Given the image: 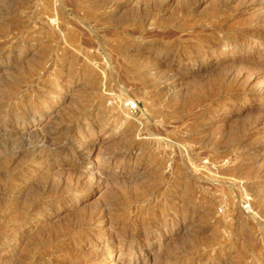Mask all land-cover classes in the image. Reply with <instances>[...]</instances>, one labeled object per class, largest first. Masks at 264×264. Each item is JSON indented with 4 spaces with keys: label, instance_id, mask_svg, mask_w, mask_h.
Listing matches in <instances>:
<instances>
[{
    "label": "rangeland",
    "instance_id": "rangeland-1",
    "mask_svg": "<svg viewBox=\"0 0 264 264\" xmlns=\"http://www.w3.org/2000/svg\"><path fill=\"white\" fill-rule=\"evenodd\" d=\"M157 1L0 0V264H264V0Z\"/></svg>",
    "mask_w": 264,
    "mask_h": 264
},
{
    "label": "bare ground",
    "instance_id": "bare-ground-1",
    "mask_svg": "<svg viewBox=\"0 0 264 264\" xmlns=\"http://www.w3.org/2000/svg\"><path fill=\"white\" fill-rule=\"evenodd\" d=\"M125 1V0H124ZM161 1V0H160ZM160 1H157L158 3L160 2ZM127 3V2H126ZM157 3V5H160V4H158ZM163 3V2H162ZM162 3H161V5H162ZM125 5V4H124ZM157 7V6H156ZM160 7V6H159ZM145 8H146V6H145ZM143 10H144V8H143ZM142 10V11H143ZM139 11V10H138ZM142 13V12H141ZM143 13H145V12H143ZM142 13V16L143 15H145V14H143ZM135 14V13H134ZM138 15H139V13H137ZM136 16V15H135ZM141 16V17H142ZM146 16V15H145ZM132 17H134V16H132ZM138 18H140V17H138ZM140 20V19H139ZM141 21V20H140ZM146 21V20H145ZM14 38V37H13ZM30 41H32V40H30ZM24 43H26V42H24ZM33 44V43H32ZM25 47V46H24ZM205 70V69H204ZM37 79V78H36ZM17 83H18V81H17ZM21 83V82H20ZM9 84H10V86H11V91L13 92V91H15V88L18 86V85H16L15 86V84L14 83H10L9 82ZM12 84V85H11ZM14 84V85H13ZM19 84V83H18ZM36 84V83H35ZM7 85V84H6ZM8 88H9V86H8ZM17 89V88H16ZM47 90V89H46ZM17 92V91H16ZM8 93V92H7ZM42 93V92H41ZM44 93V92H43ZM42 93V94H43ZM40 94V93H39ZM42 97H40V99H41ZM35 104V103H34ZM33 107H35L34 105H32ZM37 106V105H36ZM53 106V105H52ZM30 107V106H29ZM36 108V107H35ZM81 108V107H80ZM79 108V109H80ZM82 109V108H81ZM80 109V110H81ZM13 110V109H12ZM51 107H49V108H45L43 111H44V113H48V112H51ZM20 111V110H19ZM22 113H20V114H15L13 117H12V119H11V121L9 122V126L14 130V132H16V130H18L19 128H21L22 126H25V124H27V122L31 119V117H35V115L38 113V112H40L39 110H37V109H33V108H30V109H28V110H24V111H21ZM79 111H77V113H78ZM81 112V111H80ZM41 113V112H40ZM82 113V112H81ZM78 114H80V113H78ZM77 114L75 113V116H73V118H72V121H73V119H78V118H74V117H77L76 116ZM79 116V115H78ZM71 120V119H70ZM78 121V120H77ZM33 122V121H32ZM264 122V121H263ZM30 123H31V121H30ZM70 123V122H69ZM74 123V122H73ZM62 125V124H61ZM8 126V127H9ZM27 127V126H26ZM59 127H60V125L58 124L57 125V128L56 129H49V130H44V131H42V132H39V133H36V134H33L32 136H28L27 138H25V139H23L22 141H20V143H18L15 147H13L12 148V146H9L7 149H6V151L8 152V153H11L12 155L14 154H21V153H23V152H27L28 151V153H29V156H30V160H31V162H32V164H34V163H38V158H41V157H36L35 155V152L36 151H38V150H43L44 148H46V147H50V148H48V149H52L53 147V144L54 143H57L56 144V146L54 147V149H52L53 151V153H55V155H57V156H60V155H67V154H79V153H81L82 152V150L79 148V147H73V145H71V142L70 141H65V142H63V143H61L62 141H60V140H56L57 142H54L53 143V136H54V134L55 133H57L58 131H59ZM35 128V127H34ZM71 128V127H70ZM69 129V128H68ZM38 130V129H37ZM62 130V129H61ZM60 130V131H61ZM67 130V129H66ZM69 130H71V129H69ZM3 131H6V130H4V129H2V130H0V138H2V137H6L7 136V133H5V132H3ZM13 132V133H14ZM29 132V131H28ZM35 132V131H34ZM62 132V131H61ZM141 132V131H140ZM148 132V131H147ZM31 134V133H30ZM61 134V133H60ZM57 135V134H56ZM59 136V135H58ZM65 137V136H64ZM57 138H60V136L59 137H57ZM54 139H56V138H54ZM63 139V138H62ZM67 140V139H66ZM45 150V149H44ZM27 153V154H28ZM25 156V155H24ZM143 156V155H142ZM4 157L5 156H3V158L1 159L0 158V163L1 164H4L5 163V160H4ZM27 157V156H26ZM6 158V157H5ZM114 155L112 156V157H110V159L109 160H107L108 162H111L112 160H114ZM40 161V160H39ZM107 162V163H108ZM62 164H64V165H69V166H72V167H75V168H77V167H80L81 165H77V164H73L72 162H70V161H64V162H61ZM26 164V163H25ZM30 164V163H29ZM61 169V168H60ZM70 169V168H69ZM21 171V170H20ZM102 173V172H101ZM3 174V173H2ZM7 174V173H6ZM121 174H122V172H121ZM104 175H106V176H109V175H111V174H109V172L108 171H106V170H104ZM10 178L12 179V181H9L10 182V184H12L13 185V183L16 181V179H18L17 178V176H16V173L15 174H11L10 175ZM19 178H21V177H19ZM101 178H103L104 179V177H102L101 176ZM111 178V177H110ZM23 179V178H22ZM61 180V179H60ZM59 180V181H60ZM106 180V179H105ZM108 180V179H107ZM58 181V180H57ZM19 182V181H18ZM17 183V182H16ZM59 183V182H58ZM19 184V183H18ZM26 184V183H25ZM54 184L55 183H51L50 185H48L46 188L47 189H49L48 187H50V189L52 190L53 188H51V187H53L54 186ZM57 184V183H56ZM65 184V183H64ZM78 184H80V183H78ZM76 185V184H75ZM14 186V185H13ZM66 186V185H65ZM69 186V185H68ZM79 186V185H78ZM17 187V186H16ZM16 187H15V189H16ZM73 187V186H72ZM72 187H71V189H72ZM13 188V187H12ZM60 188V187H59ZM63 188H64V186H63ZM62 188V189H63ZM66 188V187H65ZM68 188H70V187H68ZM76 188H77V186L75 187V189H73V190H76ZM14 189V188H13ZM45 189V188H44ZM71 189H70V191H71ZM81 189V188H80ZM43 190V189H42ZM59 190V189H58ZM57 190V191H58ZM66 190H67V188H66ZM46 191V190H45ZM44 191V192H45ZM54 191V190H53ZM52 191V192H53ZM68 191H69V189H68ZM79 191V190H78ZM44 192H42V193H44ZM56 192V191H55ZM59 192V191H58ZM62 192H64V191H62ZM61 192V193H62ZM75 192V191H74ZM54 193V192H53ZM52 193V194H53ZM45 194V193H44ZM64 194V193H63ZM69 194H72V192L70 193L69 192ZM74 194V193H73ZM36 195H37V193H36ZM39 195H40V193H39ZM48 195V194H47ZM54 195H55V193H54ZM62 195V194H61ZM65 195V194H64ZM60 196V195H59ZM59 196H57L58 198H59ZM44 198V197H43ZM61 198H63V197H61ZM64 199V198H63ZM66 199H68V197L66 198ZM60 200V199H59ZM59 200H57V201H59ZM56 201V202H57ZM44 203H45V201H43ZM32 203V202H31ZM30 205V204H29ZM34 205V204H33ZM36 205H38V204H35V206ZM42 205V204H41ZM34 206V207H35ZM109 206H111L110 205V203H103L102 204V206H101V208H102V210H104L105 208H107L108 210H109ZM111 207H113V206H111ZM33 208V207H32ZM38 208V207H37ZM30 211H33L34 212V210H30ZM36 211V210H35ZM26 213V212H25ZM28 214H29V212H28ZM29 216V215H28ZM24 218H25V216H24ZM23 219V218H22ZM21 219V220H22ZM26 219V218H25ZM22 221H25V220H22ZM26 221H27V219H26Z\"/></svg>",
    "mask_w": 264,
    "mask_h": 264
},
{
    "label": "built area",
    "instance_id": "built-area-1",
    "mask_svg": "<svg viewBox=\"0 0 264 264\" xmlns=\"http://www.w3.org/2000/svg\"><path fill=\"white\" fill-rule=\"evenodd\" d=\"M126 106L132 111H137L139 109V104L137 102H133L131 100L126 102ZM249 206L250 205L248 203L244 204V208H246V209H248Z\"/></svg>",
    "mask_w": 264,
    "mask_h": 264
}]
</instances>
